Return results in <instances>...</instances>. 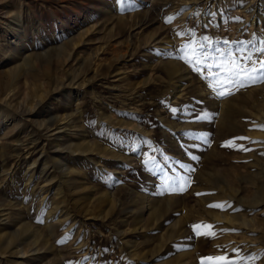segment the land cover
<instances>
[{
    "label": "rangeland",
    "instance_id": "374dc122",
    "mask_svg": "<svg viewBox=\"0 0 264 264\" xmlns=\"http://www.w3.org/2000/svg\"><path fill=\"white\" fill-rule=\"evenodd\" d=\"M190 29L258 43L264 0H0V264H264V82L217 96Z\"/></svg>",
    "mask_w": 264,
    "mask_h": 264
},
{
    "label": "snow or ice",
    "instance_id": "6c2138e0",
    "mask_svg": "<svg viewBox=\"0 0 264 264\" xmlns=\"http://www.w3.org/2000/svg\"><path fill=\"white\" fill-rule=\"evenodd\" d=\"M122 2V0H121ZM174 17L166 18V22L171 23ZM178 36L190 37V42L185 43L181 47V51L185 54L180 58L186 63L191 65L193 69L200 72L202 75L205 70L207 75L205 79L208 80L209 87L217 96L231 95V86H235L237 90L242 87H246L248 83L264 82V38H260L257 43L256 34H253V39L247 41H222L225 48H212L214 43H221L220 41H213L208 36H201L196 38L194 30H187L185 32L177 33ZM231 44H237L239 47L233 49ZM176 111V109H172ZM197 120L208 119L210 117L205 114L204 116L197 115ZM261 130H264V126H260ZM191 135V133H189ZM200 138V137H198ZM236 139H247L246 137H238ZM226 146H234L232 141L227 142ZM249 150V149H242ZM197 157H193L196 159ZM152 161L149 157L145 163ZM183 167V165H181ZM168 177L165 176L164 182L167 184ZM183 180V178H181ZM183 191V188H179ZM209 207L219 208L226 210L227 207H231L226 203H218L209 205ZM193 230L197 235L211 236L215 238V232L204 231L199 229L206 228L212 229L213 225L195 224L192 225ZM223 231H235V229H224ZM237 253L236 258H232L228 255L206 257L202 258L201 264H247V260H254L256 257H241L237 249H233Z\"/></svg>",
    "mask_w": 264,
    "mask_h": 264
}]
</instances>
